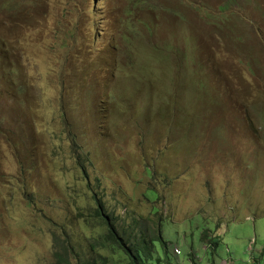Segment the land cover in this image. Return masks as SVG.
Masks as SVG:
<instances>
[{"label":"rangeland","instance_id":"obj_1","mask_svg":"<svg viewBox=\"0 0 264 264\" xmlns=\"http://www.w3.org/2000/svg\"><path fill=\"white\" fill-rule=\"evenodd\" d=\"M0 32V264H55L57 236L90 256L93 193L128 223L150 186L172 264H264V0H0Z\"/></svg>","mask_w":264,"mask_h":264},{"label":"trees","instance_id":"obj_2","mask_svg":"<svg viewBox=\"0 0 264 264\" xmlns=\"http://www.w3.org/2000/svg\"><path fill=\"white\" fill-rule=\"evenodd\" d=\"M121 36L123 38H131L130 36H126V32H124ZM124 46L128 47L129 57L128 55L126 56L123 67L128 69L131 67L133 55L131 56L130 54V46H126V44ZM13 49L11 47L9 48L6 36L0 32V74L2 73L1 71H8L3 73H10L13 68H17L19 70L18 67H13L15 64L13 58L18 56L16 53H14ZM125 51L127 52V49ZM12 59L13 65L11 64ZM190 61L195 62V58L193 57L192 60L190 59ZM8 77H10L12 87L14 85L25 83V76H21L19 79H16L12 76ZM121 77L122 76H115V78L113 77L111 80L114 81L115 79L118 81L121 79ZM77 79L83 84V86H85L86 78L84 76H78ZM60 84L64 89L65 87H71L69 80L64 75L60 77ZM197 85H199L198 81ZM0 86H2L1 83ZM114 104H120V102L114 101L111 103L110 101L107 103V105L110 107H105L104 109H107L110 113L118 107ZM94 107L95 106H92L93 109L91 110H93L94 114V123L97 124L99 122V118L102 117L101 115L103 114L99 113V111L94 109ZM27 110L31 111V107L28 106ZM107 110L106 113L108 114ZM73 113L71 114V117H67L65 116L64 111L61 110V115L62 117L64 116L65 124L68 128L69 121L72 120L75 122L78 117L76 112L74 114ZM162 118L165 117L162 116ZM182 122L183 120L181 116H176L169 122V129L171 131H174L175 129L176 131H178V129L182 131L183 129V140L185 139V141H177L178 143H182V145L184 142L195 144L199 139V135H205L206 130L201 129L197 123L195 125H190V123H188L187 126H183ZM76 123L77 122H75V124ZM78 127L81 126H77L76 129H78ZM70 134L72 135V133ZM78 150H81V148H76L75 151L78 161H80L79 163L82 169V174H85L87 173L86 160L82 158ZM154 166L155 165L145 166L146 177L156 178V173L153 169ZM93 195L94 197H92L90 213L91 217L96 222H98L99 225H101L102 231L97 237H91L87 241V246L91 249V252H89L90 256L85 257V255L81 254L80 251L77 250L75 245H72L67 239H61L59 236H57L55 239V264H74L71 260V256L73 254H75L76 258L75 264H118L117 260L114 258H110L108 255L100 253V248H104L112 252L113 256H119L120 259L125 261V264H172V253L170 251L168 241L163 235V221L168 217L163 216L161 213V208L154 203L155 201L162 198L160 196L159 190L156 187L150 186L143 193L146 202L151 203V215L149 214L147 217H144L133 214L128 223H126L127 219L124 218L125 214L118 213L115 206L112 207L107 205L102 195L95 193H93ZM124 209H127L126 206ZM208 232V229H205L202 232L203 240L206 238ZM53 234L57 235V232H54Z\"/></svg>","mask_w":264,"mask_h":264},{"label":"built area","instance_id":"obj_3","mask_svg":"<svg viewBox=\"0 0 264 264\" xmlns=\"http://www.w3.org/2000/svg\"><path fill=\"white\" fill-rule=\"evenodd\" d=\"M178 252L180 251V250H178L177 248H175Z\"/></svg>","mask_w":264,"mask_h":264},{"label":"clouds","instance_id":"obj_4","mask_svg":"<svg viewBox=\"0 0 264 264\" xmlns=\"http://www.w3.org/2000/svg\"><path fill=\"white\" fill-rule=\"evenodd\" d=\"M185 54H186V53H185ZM185 54H184V56H185ZM184 56H183V57H184Z\"/></svg>","mask_w":264,"mask_h":264}]
</instances>
